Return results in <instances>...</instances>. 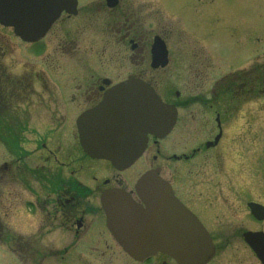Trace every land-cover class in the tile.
I'll use <instances>...</instances> for the list:
<instances>
[{"label":"flooded vegetation","instance_id":"af4514ba","mask_svg":"<svg viewBox=\"0 0 264 264\" xmlns=\"http://www.w3.org/2000/svg\"><path fill=\"white\" fill-rule=\"evenodd\" d=\"M61 10L59 18L47 28L51 14L56 16ZM193 23L190 7L175 9L164 0H0V149L9 156V161L0 163V264H178L163 253L146 259L131 257L107 224L106 196L124 193L143 205L136 186L148 172H156L168 183L175 197L211 235L206 222H210L208 215L221 213L227 201L222 198L223 193L213 204L208 205L207 199H200L195 208L193 202L179 193L178 185L164 177L162 167L141 169L151 149H161L174 135L184 109L180 91H176L174 97L163 95L160 84L149 75L160 74L175 56L187 57L174 43L178 32L175 25H180L182 32L178 37L184 39L188 36V24ZM204 30L206 34L201 39L215 50L213 31L205 27ZM71 34L73 38L69 40ZM51 36H56L58 42L57 55L79 62L72 67L59 65L57 56L53 65L43 68L47 75L50 71L61 75L62 81L54 84L48 77L46 82L43 76L31 73L44 84L45 94L50 95L49 83L55 86L62 107L54 125L49 126L38 115L36 119L41 122L37 129L40 131L35 133L33 115L38 113L33 114L29 106L40 99L46 113L44 103L49 98L40 97L30 81L14 80L12 73L6 70L5 60L11 55L10 48L15 53L22 48L24 53L35 55L37 59L48 58ZM182 38L178 41H183ZM160 41L167 50L166 65L159 51L157 55L154 53L156 42ZM172 45L176 49L173 50ZM254 57L248 68H240V73L226 83L224 75L217 73L219 66L208 65L206 59V65L195 67L194 59L201 63L200 56L197 53L188 56L191 60L188 67L192 77L196 76L194 81L199 83L197 80H200L199 84L207 88L208 96L201 99L202 105H208L212 113L218 107L224 108L228 93H233L236 103H242L264 92V63L258 66L257 56ZM127 84L132 89L123 92L126 98L117 96L118 102L128 104L126 110L132 120L128 122L127 132L119 136L127 143V150L139 143L140 125L135 122V116L140 108L136 104L145 101V91L140 88L150 87L165 105L175 107L177 121L167 134L149 135L145 152L134 164L117 168L87 154L85 138L113 128L107 121L108 115L93 117L87 114ZM13 99L17 106L11 113ZM219 111L209 114L210 120L216 122V129L212 127L211 139L202 146L207 152L217 150L219 159L223 160L232 140L238 145L237 151H241L244 140L241 131L234 132L231 140L226 138L225 124L221 120L224 110L220 108ZM251 136L249 142L256 146L257 136ZM56 142L59 152H53ZM60 154H63V161L58 159ZM157 160L154 156L153 161ZM19 181L24 182V190L28 193H4L13 191ZM26 181L40 182V185L32 190L33 186ZM249 191L253 199L255 187L251 185ZM239 195L247 196V188L240 189ZM251 204H247L248 213L256 221L251 214ZM18 217L29 227L28 233L13 224ZM212 240L214 242L213 237Z\"/></svg>","mask_w":264,"mask_h":264},{"label":"rangeland","instance_id":"374dc122","mask_svg":"<svg viewBox=\"0 0 264 264\" xmlns=\"http://www.w3.org/2000/svg\"><path fill=\"white\" fill-rule=\"evenodd\" d=\"M164 2L169 3L175 9L183 8L185 5L190 7L194 23L188 24V36L186 38L185 35L184 39L178 37V33L182 32L180 25H175L178 32L174 43L178 49L182 50L181 54L187 57L175 56L165 70L154 77L149 75V78L160 84V91L163 95L172 94L174 97L176 91H180L184 109L181 111L180 123L174 135L161 149L158 147L151 149L141 169H148L152 166L162 167L164 177L172 179L178 185L179 193L188 198L191 203L193 202L195 208L200 204V199H207L208 205L213 204L214 199L216 200L223 193L222 198H227V201L225 204L220 202L224 204L221 213L208 215L209 223L204 220L211 231L217 249L213 264H261L247 246L244 235L264 232V213L263 217H260L262 221H255L250 217L247 206L248 203L264 206V92L259 93L257 98L252 97L242 103H236L233 93H228L225 97L224 108L218 107L211 113L209 106H203L201 103V99L208 96L207 88L199 84L200 80H197L199 83L194 81L196 76L192 77L194 75L188 67L191 62L188 56L192 53L200 56L201 63L194 59L195 67L206 65V59L208 65L215 68L219 66L217 73L224 75L226 83L240 73V68H248L254 61L251 60L253 56L254 58L257 56L258 66L263 65L264 0H164ZM204 27L210 32L213 31L215 50L213 47H208L207 42L201 39L206 34ZM72 38L71 34L68 39ZM181 38L183 41H178ZM171 44L172 42L170 46ZM175 45H172L173 50L176 49ZM10 49L9 54L11 55L5 60V65L6 70L12 73L13 79L22 83L30 81L40 97L49 98L44 103L47 107L46 113L41 107L40 99H35L36 102L29 106L33 114L38 113L33 115L34 132L40 131L37 129L41 122L36 119L38 115H41L49 126L56 124V116L62 112V107L58 102L59 95L52 84L57 81L61 82L62 79L61 75H56L52 71L48 75L45 74L43 68L53 65V60L55 58L58 60L57 56L60 58L59 65L67 67L75 66L79 62L78 59L74 63L67 56L57 55L59 46L56 36L50 37V56L44 60L24 53L22 48L17 53L12 48ZM33 71L36 72L35 75L43 76L46 82L47 77L51 83L53 82L49 83L50 87L48 86L51 88L50 95L42 91L44 84L39 82L38 77L31 75ZM16 106L17 103L13 99L11 113H14ZM220 108L224 110L221 120L223 119L222 123L225 124L226 138L231 140L230 136H233L234 132L241 131V139L244 140L239 149L241 151H237L238 145L232 140L233 144L230 148L225 149L223 160L219 159L217 150L207 152L205 146H202L205 141L211 139L212 127L216 129V122L210 120L209 114H213L216 110L220 112ZM250 135H252L251 138L257 136L256 146L254 142H249ZM58 144L56 142L55 147L57 148L53 152L58 150ZM200 147L202 151H195ZM62 155L58 156L60 161H63ZM154 156L158 157L156 162L153 161ZM35 157L40 158L38 155ZM5 161H9V156L1 148L0 163ZM17 183L13 191L8 190L4 193H28L24 190V182ZM26 183L33 186L32 190L40 185V182L26 181ZM251 185L255 187L253 199L249 191ZM221 187H224L223 192ZM242 188H247L248 195L239 197V190ZM14 220L13 224L18 225L23 233L30 231L22 218L18 217ZM29 223L27 224L33 225Z\"/></svg>","mask_w":264,"mask_h":264},{"label":"water","instance_id":"95a60500","mask_svg":"<svg viewBox=\"0 0 264 264\" xmlns=\"http://www.w3.org/2000/svg\"><path fill=\"white\" fill-rule=\"evenodd\" d=\"M56 18L51 17L50 24ZM146 98L155 99L156 103L151 101L158 111L149 112L147 109L145 112V141L147 134L159 130L157 124L163 117L173 120V124L175 120V110L157 102L149 90H146ZM160 107L162 110H159ZM143 151L144 145L140 150L127 154L119 151L114 144L105 143L91 155L121 166L136 160ZM137 190L146 209L131 205L125 199L121 200V209L114 206V201L108 202L106 209L109 224L130 254L144 258L161 251L176 258L179 264H206L212 259L215 248L210 236L175 199L167 185L154 174H148L140 181ZM246 242L264 264V235L247 234Z\"/></svg>","mask_w":264,"mask_h":264}]
</instances>
